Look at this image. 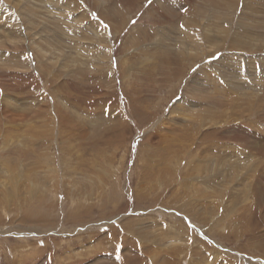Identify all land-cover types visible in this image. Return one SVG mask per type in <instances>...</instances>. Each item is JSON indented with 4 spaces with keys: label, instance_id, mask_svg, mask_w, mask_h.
Masks as SVG:
<instances>
[{
    "label": "rangeland",
    "instance_id": "374dc122",
    "mask_svg": "<svg viewBox=\"0 0 264 264\" xmlns=\"http://www.w3.org/2000/svg\"><path fill=\"white\" fill-rule=\"evenodd\" d=\"M0 264H264V0H0Z\"/></svg>",
    "mask_w": 264,
    "mask_h": 264
},
{
    "label": "bare ground",
    "instance_id": "6f19581e",
    "mask_svg": "<svg viewBox=\"0 0 264 264\" xmlns=\"http://www.w3.org/2000/svg\"><path fill=\"white\" fill-rule=\"evenodd\" d=\"M191 41V40H190ZM49 110V109H48ZM11 111H8V110H4V113H3V118H4V120H6V122H8V123H12V122H14V121H16V117L13 115V114H11L10 113ZM19 150V149H18ZM18 152V151H17ZM34 152H31L30 154L32 155ZM34 155H35V157H37V155L34 153ZM26 157V156H25ZM232 168H233V170L236 172L238 169H239V167H237V166H235V165H233L232 166ZM232 168H231V170H232ZM181 246V245H180ZM178 250V249H177Z\"/></svg>",
    "mask_w": 264,
    "mask_h": 264
},
{
    "label": "snow or ice",
    "instance_id": "6c2138e0",
    "mask_svg": "<svg viewBox=\"0 0 264 264\" xmlns=\"http://www.w3.org/2000/svg\"><path fill=\"white\" fill-rule=\"evenodd\" d=\"M185 11H186V9H185Z\"/></svg>",
    "mask_w": 264,
    "mask_h": 264
}]
</instances>
